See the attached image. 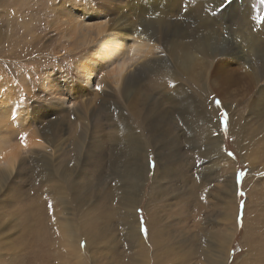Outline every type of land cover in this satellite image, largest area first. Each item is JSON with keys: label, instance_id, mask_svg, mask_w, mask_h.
Listing matches in <instances>:
<instances>
[{"label": "rangeland", "instance_id": "rangeland-1", "mask_svg": "<svg viewBox=\"0 0 264 264\" xmlns=\"http://www.w3.org/2000/svg\"><path fill=\"white\" fill-rule=\"evenodd\" d=\"M51 3L0 0V264H264V74L248 75L264 68V0ZM56 7L95 12L84 20L92 30L127 12L181 47L150 66L131 62L134 97L106 64L93 72L103 87H91L80 66L97 61V43L67 38L61 22L58 34ZM189 58L201 80L178 69ZM71 86L78 99L60 105ZM200 112L225 158L212 155ZM125 123L135 128L130 145Z\"/></svg>", "mask_w": 264, "mask_h": 264}, {"label": "bare ground", "instance_id": "bare-ground-1", "mask_svg": "<svg viewBox=\"0 0 264 264\" xmlns=\"http://www.w3.org/2000/svg\"><path fill=\"white\" fill-rule=\"evenodd\" d=\"M47 1V0H46ZM55 1L57 2L58 0H53V4L52 6H55ZM59 3V2H58ZM158 3V2H157ZM48 4V3H47ZM58 5V4H57ZM62 5V4H61ZM135 5V6H134ZM130 9L131 11L132 10H138V8L140 7H136L137 5L134 4ZM62 7V6H61ZM74 7V6H73ZM127 7V8H128ZM43 8V7H42ZM49 8V6L47 7ZM87 8V7H86ZM85 8V9H86ZM89 8V7H88ZM120 8V7H119ZM122 8V7H121ZM126 8V9H127ZM148 8V7H147ZM227 8V7H226ZM91 10V8H89ZM149 9V8H148ZM43 10V9H42ZM121 10V9H120ZM129 10V9H128ZM127 10V11H128ZM146 10V9H144ZM142 10V11H144ZM108 11V10H107ZM124 11V10H121V12ZM130 11V12H131ZM140 11V10H138ZM155 11V10H154ZM49 14H54V25H56V27L58 26V23L61 22V27L63 32H64V35H67V38L71 39V34L72 35H75L77 36L78 33L79 36L78 37H81V38H85V43L86 44H96V47L93 51V54L92 55H95L98 59H96L97 61L95 62L94 60H89V63H90V67L88 65H81L80 66V70H81V73H82V80L83 82L86 84H88L89 86L93 87L94 85H96L97 88H102L104 84H102V82L100 80H104L105 79H99V80H96V84H95V73H93L96 69V67H100L101 64H106L105 66L109 69L107 71H109L110 73V76L112 77V79H114L116 82L114 83H118L120 84L122 81H123V86H122V90H124V92L127 91V89H131L132 88V91L130 93V96H135L137 92H134V90L136 89L137 87V84L136 82H132V74H131V71L133 69L136 70V68H138L137 66H134L131 64L132 61H135V62H140L141 60L143 61L144 64H149L155 60H158V59H162L161 57H163L162 55H160L159 53H162L163 54V51H165L166 49L172 54V55H176V54H173L174 53V50L178 49L179 46H180V42L179 41H173L170 36H166V35H162L158 28H161L160 27V24H156V25H152V24H149L144 18L142 21H146L147 23H145L144 21V24L142 23L140 26H138L136 24V21H133V22H128L130 21L131 19L130 18H133L134 16L132 17H128L126 13H124L123 15L121 16H118V17H113L111 18L109 16V14H105L104 16H102L103 18L101 19L102 23L94 28V30L91 29V24L88 25L84 22V20L86 21V18H90L92 16V14H95L94 13H89V11L86 9H82V13L81 15H78V14L73 10V9H67V7H65L64 9H61V8H52V11H48ZM109 12V11H108ZM129 12V14H130ZM107 13V12H105ZM119 13V12H118ZM137 13V12H136ZM151 13V12H150ZM153 13V12H152ZM159 13V12H158ZM100 14V13H99ZM133 14V13H132ZM139 14V13H138ZM145 14V12H144ZM155 14V13H154ZM167 14V13H165ZM135 15V14H134ZM150 15V14H149ZM163 16V14H161ZM160 15L161 19H162V16ZM53 16V15H52ZM138 16V15H137ZM157 16V15H156ZM166 16V15H165ZM140 17V16H139ZM146 17L149 18V16L147 15ZM153 17V16H152ZM158 17V16H157ZM159 18V17H158ZM92 19V18H91ZM99 19V18H98ZM133 19H136L137 21L139 19H137L136 17H134ZM153 19V18H152ZM165 19V18H164ZM90 20V19H89ZM88 20V21H89ZM148 20V19H147ZM155 20V19H154ZM167 20V19H166ZM150 21H152L150 19ZM53 22V20H52ZM157 22V21H155ZM164 22V21H163ZM98 24V22H97ZM95 24V26L97 25ZM94 25V24H93ZM92 25V26H93ZM162 26V25H161ZM165 26V25H163ZM44 27V26H42ZM33 28V27H32ZM49 28V27H47ZM58 28V34L60 31V28ZM55 29V27H54ZM165 29V28H164ZM35 30V29H33ZM32 30V31H33ZM40 30V28H39ZM178 30V29H177ZM41 31V30H40ZM31 32V31H30ZM43 32V31H42ZM47 32V31H46ZM56 32V33H57ZM45 33V32H44ZM43 33V34H44ZM33 34V33H32ZM35 34V33H34ZM39 36H41V33L37 34ZM50 35V34H49ZM61 35V34H60ZM63 35V36H64ZM75 36V37H76ZM88 36V37H87ZM179 36V35H178ZM254 37V36H253ZM37 38V36H36ZM187 38V37H186ZM77 38H75L76 40ZM253 40V39H252ZM77 41V40H76ZM82 42V41H81ZM84 42V41H83ZM127 42H132V47L131 49H127ZM130 44V43H129ZM189 45V44H187ZM86 46V45H85ZM131 46V45H130ZM186 46V45H185ZM261 46V45H260ZM129 47V46H128ZM181 47V46H180ZM188 47V46H187ZM214 50V49H213ZM216 50V49H215ZM239 50V49H238ZM131 51V52H130ZM128 52H130V54H128ZM208 53V51L206 50H203L201 51V53L204 55L205 53ZM210 52V51H209ZM262 52V51H261ZM180 53V52H179ZM227 56L226 58H229V59H234V56H235V52L233 53L232 51H229V52H226ZM179 55V54H178ZM216 55V54H215ZM221 56V55H220ZM216 57V56H215ZM224 57V56H223ZM183 58V57H182ZM186 58V57H185ZM206 58V57H205ZM213 58V57H212ZM211 58V59H212ZM88 59H90V57H88ZM222 59V58H221ZM244 59V58H243ZM249 59V58H248ZM228 60V59H227ZM209 61V60H208ZM240 61V60H239ZM238 61V62H239ZM250 61V60H249ZM227 62V61H225ZM238 62H235L236 64H238ZM87 63V62H86ZM88 63V64H89ZM142 63V64H143ZM193 63H194V58H189L188 59H185V60H180V65L179 66V70L181 73H183L184 75L188 76L191 75L193 76L194 79L196 78H200L198 80H201L202 79V74H198L196 75L197 71H196V67L193 66ZM213 63V62H212ZM211 63V65H212ZM228 63V62H227ZM243 63V62H242ZM249 63V62H248ZM143 64V65H144ZM226 64V63H225ZM229 64H234L233 63H229ZM235 64V65H236ZM137 65H140L137 63ZM141 66V65H140ZM148 66V65H147ZM150 66V64H149ZM152 66V65H151ZM227 66V65H226ZM135 67V68H134ZM230 67V66H229ZM145 68V67H144ZM149 68V67H148ZM98 69V68H97ZM141 69V68H139ZM260 69V68H259ZM98 71V70H97ZM103 71V70H101ZM253 71V70H252ZM84 72V73H83ZM99 72V71H98ZM151 72V69L150 71ZM214 72V71H213ZM264 68L260 71H257V70H254L252 73L248 74V75H251L254 77V80L256 82L259 81V79L262 77V75L264 73ZM97 73V72H96ZM216 73H218L216 71ZM249 73V72H248ZM99 74V73H98ZM134 75V74H133ZM140 76V75H139ZM143 76V75H142ZM198 76V77H197ZM97 77V75H96ZM135 77V76H134ZM163 77V76H161ZM56 78V77H55ZM98 78V77H97ZM80 79V78H79ZM166 79L170 80L171 83L172 82H178V83H181V79H179L177 76L175 75H166ZM162 83V86L164 85H167L169 82H164V79H159ZM197 80V81H198ZM221 82H224V85L223 86H228V83L227 81L228 80H232L231 76L225 72H223V75H222V78H221ZM56 81V79L54 80ZM103 81V83H104ZM157 81V80H155ZM72 82V81H71ZM230 82V81H229ZM47 83V82H46ZM111 83V82H110ZM140 83V82H139ZM158 83V82H157ZM87 85V86H88ZM107 85V84H105ZM217 86V85H216ZM50 87V86H49ZM48 87V88H49ZM52 87V86H51ZM63 87V86H62ZM106 87V86H105ZM72 86L69 88V91L70 92H67V93H63L61 96L59 97H55V100L60 104V105H66V102H68L69 100H77L78 97H77V94L76 96L74 95V93H72ZM96 88V89H97ZM215 88V87H214ZM57 89L58 90H61L60 89V86H57ZM50 90V88H49ZM263 90V89H262ZM264 92V90H263ZM173 94H175V100H176V104L179 106V104L181 103V99H182V95H183V91L178 89L176 91L173 92ZM263 96V95H262ZM131 98V97H130ZM204 99V98H203ZM183 100V99H182ZM130 104V103H129ZM264 104V103H263ZM59 105V107H60ZM62 107V106H61ZM135 107H131V109H134ZM205 108V107H204ZM259 108V107H258ZM262 109V108H261ZM259 109V110H261ZM264 109V108H263ZM138 112V111H137ZM264 113V112H263ZM200 114H202V120L200 119V121H202L201 125H202V128H205L207 130V143L208 145L210 146V149L212 151V155L213 156H223V152H222V148H221V145H220V142H219V139L218 137L215 139L214 136H213V132H212V126H211V123H210V120L208 117H206V115H203L202 112H200ZM208 115V113H207ZM212 117V116H211ZM214 118V117H213ZM241 119V118H240ZM168 121V120H167ZM233 121V120H232ZM234 122V121H233ZM232 122V123H233ZM237 122V121H236ZM155 123V122H154ZM167 123V122H166ZM165 123V124H166ZM164 124V123H163ZM235 124V123H234ZM239 124V123H238ZM123 127V132H124V144L125 145H130L131 142L129 141V139L126 137V135L130 138V140L132 141V134L129 135V130L131 129H135L134 127H131L130 129L127 128L128 127V124L125 123L123 125H121ZM159 126V125H158ZM164 126V125H163ZM235 126V125H233ZM239 126V125H238ZM146 128V127H145ZM152 130H153V126L150 127ZM159 128V127H158ZM157 129V128H156ZM155 131V130H154ZM153 131V132H154ZM157 131V130H156ZM163 131V130H162ZM165 131V130H164ZM135 132H133L134 134ZM148 133V132H147ZM161 134V133H160ZM216 134V133H215ZM56 137L55 139L57 138V135L58 133H55ZM140 135V134H138ZM165 135V134H164ZM134 137V136H133ZM154 137V136H153ZM137 138V137H136ZM82 139V138H81ZM119 139V138H118ZM138 139V138H137ZM162 139V138H161ZM221 139V138H220ZM50 140H54V135H52L50 137ZM165 140V139H164ZM222 140V139H221ZM120 141V140H119ZM122 143V142H121ZM155 143V142H154ZM119 144V143H118ZM135 144V143H134ZM132 144V146L134 145ZM137 144V143H136ZM119 147V146H118ZM121 149V148H119ZM132 149V148H131ZM21 150V149H20ZM45 150V149H44ZM122 151H124L122 149ZM129 151V150H128ZM127 151V152H128ZM134 151V150H133ZM125 152V151H124ZM130 153L131 150H130ZM142 153V152H141ZM11 154V153H10ZM124 154V153H122ZM135 154V153H134ZM11 156H13L11 154ZM142 156V155H141ZM6 157V155H5ZM14 157V156H13ZM147 157V156H146ZM46 158V157H45ZM223 158H225V156H223ZM133 159V158H132ZM47 160V159H46ZM135 160V159H134ZM138 161V160H137ZM139 162V161H138ZM132 163V162H131ZM12 161L10 158H4L2 161H1V165L3 166H6V170L8 172H11L12 170ZM136 164V163H135ZM15 165V164H14ZM47 165V164H46ZM126 165V164H125ZM124 165V166H125ZM75 166V165H74ZM133 166V164H132ZM146 165L143 166V168L145 167ZM48 167V166H47ZM131 167V166H130ZM135 167V166H134ZM50 168V167H48ZM129 168V167H128ZM224 168V167H223ZM231 168V166H230ZM51 169V168H50ZM145 170V168H144ZM51 172V171H50ZM128 172V171H127ZM130 172V171H129ZM140 172L142 173V168L140 170ZM140 174V173H139ZM128 175V174H126ZM134 175V174H133ZM141 175V174H140ZM145 175V174H144ZM55 176V175H54ZM132 176V175H131ZM137 176V175H136ZM146 176V175H145ZM51 177V178H50ZM49 178L52 179V175L50 176ZM138 177V176H137ZM141 177V176H140ZM48 178V177H47ZM48 178V179H49ZM67 179V178H66ZM51 181V180H50ZM66 182V180H65ZM59 185V184H58ZM63 185V184H62ZM64 186V185H63ZM62 186V187H63ZM128 187V186H127ZM58 188V187H57ZM125 189V188H124ZM135 191V190H133ZM138 190L136 189V192ZM60 193V192H59ZM135 193V192H134ZM230 195V194H229ZM234 195V194H233ZM136 197V196H134ZM131 203V202H130ZM135 203V201H134ZM138 203V202H136ZM133 204V203H131ZM137 205V204H136ZM135 206V205H134ZM133 206V207H134ZM135 208V207H134ZM133 208V209H134ZM123 209V208H122ZM137 209V208H136ZM123 211V210H122ZM125 211V210H124ZM128 212V209L127 211ZM130 212V211H129ZM133 215V214H132ZM130 218V217H129ZM134 218V217H133ZM66 219V218H65ZM131 219V218H130ZM134 220V219H133ZM132 221V219H131ZM76 224V223H75ZM63 225V224H62ZM223 235V234H222ZM224 236V235H223ZM229 236V234H228ZM228 237L222 239L223 240V244L224 246H226L227 242H229L230 240H227ZM229 239V238H228ZM221 240V241H222ZM225 249V248H224ZM226 250V249H225ZM223 258V257H222ZM70 259V258H69ZM78 262V261H77ZM148 263V261H147ZM218 263H222L220 261H217V264ZM72 264V263H71ZM141 264V263H139ZM149 264V263H148Z\"/></svg>", "mask_w": 264, "mask_h": 264}, {"label": "trees", "instance_id": "trees-1", "mask_svg": "<svg viewBox=\"0 0 264 264\" xmlns=\"http://www.w3.org/2000/svg\"><path fill=\"white\" fill-rule=\"evenodd\" d=\"M225 140L227 141L228 140V138L226 137L225 138ZM243 168H241L240 169V172H239V177H241V175H242V173H243ZM240 200H242V198L240 197ZM140 216H142L143 217V215H142V211L140 210L139 211V218H140ZM239 230H240V227H239ZM238 234H239V232H238ZM237 246L234 248V249H232V254L234 255V254H237Z\"/></svg>", "mask_w": 264, "mask_h": 264}, {"label": "snow or ice", "instance_id": "snow-or-ice-1", "mask_svg": "<svg viewBox=\"0 0 264 264\" xmlns=\"http://www.w3.org/2000/svg\"><path fill=\"white\" fill-rule=\"evenodd\" d=\"M145 231H146V229H145Z\"/></svg>", "mask_w": 264, "mask_h": 264}]
</instances>
